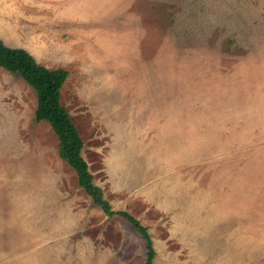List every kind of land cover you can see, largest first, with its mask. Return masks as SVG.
Instances as JSON below:
<instances>
[{"label": "rangeland", "instance_id": "1", "mask_svg": "<svg viewBox=\"0 0 264 264\" xmlns=\"http://www.w3.org/2000/svg\"><path fill=\"white\" fill-rule=\"evenodd\" d=\"M0 39L69 77L61 103L154 264H264V0H0ZM0 68V264H145Z\"/></svg>", "mask_w": 264, "mask_h": 264}, {"label": "trees", "instance_id": "2", "mask_svg": "<svg viewBox=\"0 0 264 264\" xmlns=\"http://www.w3.org/2000/svg\"><path fill=\"white\" fill-rule=\"evenodd\" d=\"M0 68L20 75L38 94L36 121L50 123L60 142V157L77 173L79 185L108 217L125 218L142 236L147 244L145 264H154L156 251L149 228L127 211H114L105 199L101 187L94 182L89 165L82 156L84 141L72 121L71 115L61 103V90L69 77L65 69H49L40 65L35 57L24 48L7 46L0 39Z\"/></svg>", "mask_w": 264, "mask_h": 264}, {"label": "crops", "instance_id": "3", "mask_svg": "<svg viewBox=\"0 0 264 264\" xmlns=\"http://www.w3.org/2000/svg\"><path fill=\"white\" fill-rule=\"evenodd\" d=\"M3 69V68H2ZM84 147H85V145H84ZM84 149V148H83Z\"/></svg>", "mask_w": 264, "mask_h": 264}]
</instances>
